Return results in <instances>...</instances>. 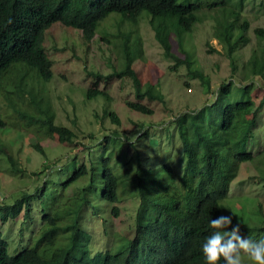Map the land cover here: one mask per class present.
<instances>
[{"label":"trees","instance_id":"obj_1","mask_svg":"<svg viewBox=\"0 0 264 264\" xmlns=\"http://www.w3.org/2000/svg\"><path fill=\"white\" fill-rule=\"evenodd\" d=\"M255 1L0 0L1 102L13 114L15 129L21 125L44 137L56 134L60 142H71L75 134L56 123L57 113L47 91L53 65L45 48L47 30L59 23L80 31L82 40L88 43L100 24L117 27L114 41L101 38L113 45L111 71H88L91 81L85 92L86 100L102 98L105 105L101 119L108 118L116 128L107 129L99 139L89 132L88 143L91 139L103 141L101 152L92 160L91 151L96 147L84 145L83 154L90 158L88 165L74 164L61 183L67 207L54 206L52 212L41 214V222L34 226L26 249L9 254L0 230V264H206L202 245L215 231L209 221L224 211L231 215L230 184L242 163H252L255 153L248 150L249 142L264 108V96L256 104L252 95L260 86L257 79L264 82V46H250V23L244 15L245 5L253 6ZM125 21L130 26L126 31L120 29ZM142 22L163 46L165 58L173 61L172 68L183 66L187 77L197 80L203 92L212 97L198 108L179 111L169 121L184 157L180 180L175 177L174 165L166 161L160 170L151 171L146 156L135 145L145 136L153 142L154 136H148V130L142 127L140 135L129 138L117 129L120 118L107 107L111 97L106 88L112 79L131 81L135 101L125 102L131 111L152 114L142 103L145 99L165 103L159 81L141 82L134 68L135 62L145 57L139 29ZM206 22L210 23L212 37L221 46L231 69V77L215 88L187 40L196 25ZM253 33L264 41V28L256 27ZM206 45H210L208 40ZM246 47L248 53L242 59ZM1 112L0 132L7 126ZM32 146L45 154L38 143ZM126 146L134 156H124ZM1 155L14 172H22L12 151L4 152L0 147ZM58 160L52 165H58ZM71 160L79 162L78 156ZM131 160L136 161L134 166ZM260 178L264 180V173ZM84 179L87 180L82 187L77 186V191L73 189L68 194L69 187ZM45 183L33 194L22 191L15 201L7 203L1 199L0 223L21 213L28 220L34 195H44ZM94 186L106 206L111 205L113 215L119 214L116 205L123 200L135 204L133 236L114 253L92 251L91 234L79 227L83 208L91 204ZM257 209L262 213L261 204ZM236 224L232 220V225ZM254 229L255 234H251L249 226L240 224V235L254 241L256 237L263 239L264 222ZM219 264L225 262L221 260Z\"/></svg>","mask_w":264,"mask_h":264},{"label":"rangeland","instance_id":"obj_2","mask_svg":"<svg viewBox=\"0 0 264 264\" xmlns=\"http://www.w3.org/2000/svg\"><path fill=\"white\" fill-rule=\"evenodd\" d=\"M244 15L250 23L248 31L250 46L258 44L264 46V41L261 42L253 33L256 27L264 28V0L255 1L253 6L245 5ZM120 29L129 30L128 21H125ZM139 29L145 57L144 60L135 62L134 68L141 82L159 81L165 103L145 99L142 103L152 110V114L144 115L131 111L125 105L126 101H135L131 81L112 79L106 88L111 97L107 107L120 118L121 124L117 129L125 132L129 138L140 135L142 127L143 130H148V136H154L153 142H149V137L145 136L135 145L141 155L146 156L148 168L151 171L154 168L160 170L163 161H166L174 165L175 177L180 180L184 157L175 129L169 121L179 111L198 108L212 97L203 92L197 80L187 77L183 66L172 68L173 61L165 58L163 46L154 39L153 32L147 24L140 23ZM116 31L115 25L102 23L96 27L93 38L87 43L82 40L80 31L59 23L47 30L45 48L53 64L52 79L47 85V91L57 113L56 123L69 128L75 134L71 142H60L56 134L48 137L37 135L32 128L23 129L21 125L15 129L14 116L1 102L0 97V109H4V112L0 110L1 117L7 123L0 132V147L4 152L12 151L22 169V172H14L7 159L0 156V201L1 199L7 203L15 201L23 192L33 194L41 188L44 181L46 182L45 190L41 189L44 195H34L28 220H25L21 213L13 220L0 223L9 254H17L29 246L30 234L34 232L36 223L41 222V214L44 211L52 212L54 206L58 205L67 207L68 204L62 197L61 183L73 170L74 164L83 162L88 165L90 158L83 154L84 145L90 143L96 147L91 151L92 160L98 155L97 152H101L103 141L91 139L93 142L90 140L88 143L89 132L94 133L95 138L99 139L107 133L105 132L107 129L116 128L108 118L101 119L102 107L105 105L101 97L91 101L85 99V92L91 81L87 72L111 71L110 56L113 45L101 38L113 40ZM211 33L210 23L206 22L196 25L187 40L194 49L199 65L209 75L211 87L215 88L231 77V69L229 60L223 55L221 46ZM207 40L210 44L208 46ZM247 53L248 47L244 48L242 59H245ZM257 81L260 86H256L252 93L256 104L264 96V82L259 79ZM95 112L98 113L97 117ZM35 143L40 145L45 154L39 153L32 146ZM248 150L255 153L254 158L252 163L244 162L240 165L228 194L231 215L228 211H224L223 215H230L235 223L249 226L251 234H255L254 227L264 222V180L260 178V174L264 173V108L261 109L260 119ZM132 152L128 146L124 147V156H134ZM73 156H78L79 162L74 163L71 160ZM65 157L70 159L66 160ZM57 158L58 165H52ZM135 162L131 160V166H134ZM86 180L75 182L69 187L68 194H72L73 189L77 191V186L82 187ZM99 192L97 186H94L91 204L83 208L79 227L91 234L92 251L101 249L114 253L133 236L135 204L123 200L116 205L119 209L116 216L109 208L111 205L107 207L99 198ZM259 204L263 207L262 213L257 209ZM259 240L260 237L255 238V241ZM245 264H251V261L245 259Z\"/></svg>","mask_w":264,"mask_h":264},{"label":"clouds","instance_id":"obj_3","mask_svg":"<svg viewBox=\"0 0 264 264\" xmlns=\"http://www.w3.org/2000/svg\"><path fill=\"white\" fill-rule=\"evenodd\" d=\"M215 230L202 245V254L206 264H264V239L254 241L240 235V224L232 225V216H218L209 221ZM231 226V230L227 229Z\"/></svg>","mask_w":264,"mask_h":264}]
</instances>
